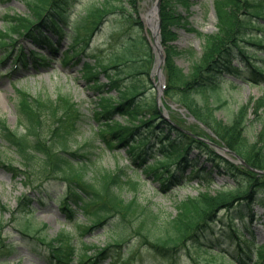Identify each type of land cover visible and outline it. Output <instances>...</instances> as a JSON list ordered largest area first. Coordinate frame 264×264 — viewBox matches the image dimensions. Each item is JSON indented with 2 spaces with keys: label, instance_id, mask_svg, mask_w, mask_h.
<instances>
[{
  "label": "trees",
  "instance_id": "16d2710c",
  "mask_svg": "<svg viewBox=\"0 0 264 264\" xmlns=\"http://www.w3.org/2000/svg\"><path fill=\"white\" fill-rule=\"evenodd\" d=\"M76 1L78 0H23L30 14L11 16V20H7L5 26L0 28V51H9V48L17 46V38L23 37L55 56L60 51L63 40L70 39L72 45L64 53L62 61L66 65L79 62L82 54L89 50L93 37L101 29L109 12L102 6L88 7L84 17L76 18L71 23L67 10ZM129 1L134 5L136 13L135 0ZM215 6L219 21L218 32L207 36L202 57L194 61L190 71L186 73L175 62V57L181 55V52L172 44L176 40L172 26L180 16L177 17L172 0H162L161 38L169 78L164 96L186 106L198 120L209 127L216 136L211 139L213 142L225 145L252 167L264 170V130L253 140L246 134L252 101L241 106L230 122L225 123L214 118L210 110H205L192 99L193 93L198 91L220 93V79L225 73L244 79L243 74L246 75V72L239 73L233 67V62L237 59L241 62V67L244 64L247 71H253V78L258 83L264 82V63L257 61L254 54L250 55L248 52L251 44L264 50V35L258 34V41H254L251 33L253 28L264 32V23L261 22L264 19V0L256 3L253 0H217ZM126 19L128 22L138 20H134L131 14ZM134 24L141 25L138 21ZM117 30L120 31L121 26ZM143 46L148 50L144 56L138 52ZM120 52L121 57L116 56L108 65L86 63L82 72L90 87L101 94L102 119L106 122L105 129L101 130V137L106 146L113 148L116 144L121 145L131 139V147L126 150L127 156L121 158H126L129 161L127 169H133L136 173V167L146 164L148 158L153 156L152 145L149 143L155 139L163 155L158 164L148 167L147 174H153L162 181L161 189L164 192L188 180L184 175L188 168L192 169L190 177L209 184L216 181L213 173L225 176L234 183L220 186L214 193L207 191L182 201L178 204L175 215L156 211L137 200H126L122 190L126 187L136 190V185L129 183L125 170L116 168L114 172L104 171L92 180L86 179L84 173L78 171L79 165L86 171L88 162L87 158L77 150H72L69 145L72 137L70 132L76 127L74 116L62 108V104L69 101L44 100L22 93L17 111L18 125L24 132L13 130L5 120L0 119V142L18 157L23 170L30 171L31 177L36 178L38 200L42 201L46 196V189L42 186L48 179L52 176L61 179L66 184V190L61 197L60 209L70 218H75V227L80 232L93 233L98 229L108 228L106 233L110 235V241L103 246H89L85 242L76 245L64 232L54 239L40 236L39 230L27 218L31 202L25 195L14 212L15 218H24L19 228L20 241L13 240L9 233H4L5 227L0 223V264L18 252L19 242L35 247L40 244L44 246L49 264H72L73 261L77 264H104L107 259L111 260L107 264H142L144 253L156 264H181V257L186 253L191 259L188 264H245L240 254H247L253 259L249 248L256 245L254 239L247 238L237 228L230 231L227 237L226 230L237 220L251 222L258 215L257 209L264 208V175L227 160L205 141L180 131L162 118L156 99L147 98L144 95L147 89L143 88L141 80L136 79L146 73V65L152 58L150 46L146 44L144 37H131ZM18 53L15 56L18 66H25L29 60L47 64V58L43 54L34 51L25 54L23 47H18ZM138 62L140 64L128 65ZM120 66L124 71L116 70ZM101 73L107 76V83L100 82ZM125 78L132 80L125 82ZM113 89L117 90L118 96L103 95L110 94ZM259 106H264V99L256 101L253 106L257 115ZM116 115L140 117L141 123L136 126H124L118 122L115 124ZM193 132L196 136L207 134L202 130V134ZM195 150L198 151L197 154L194 153ZM202 160L209 162L212 170L205 169ZM172 165L180 174L172 171ZM136 178L141 180L138 174ZM0 208L6 210L3 206ZM79 212L87 216L86 222L79 223ZM222 214L226 225L215 242H220V238L237 241V244L233 243L227 249L234 254V259L229 258L227 252H220L211 242L214 224ZM91 250L93 253L89 255ZM199 250L206 254V259L194 257L193 252ZM255 252L256 262L264 261V245Z\"/></svg>",
  "mask_w": 264,
  "mask_h": 264
},
{
  "label": "rangeland",
  "instance_id": "374dc122",
  "mask_svg": "<svg viewBox=\"0 0 264 264\" xmlns=\"http://www.w3.org/2000/svg\"><path fill=\"white\" fill-rule=\"evenodd\" d=\"M97 1V0H96ZM112 0L109 3L106 0H99L97 5H103L107 8L117 7L113 14L107 19V23L103 26L100 32L96 33L90 46V52L83 57L82 61L73 66L65 67L60 59L61 53L66 50L71 42L65 39L61 52L58 56H55L49 66L37 67L33 63L28 67H24L18 70L14 75H9L15 68L13 58L14 47L9 48L7 52H0V119L5 120L12 129H16L17 132L23 133V129L18 127V103L22 93H28L33 96L50 100H67L69 103L64 102L62 104L63 111H68L74 116L76 120V127L71 131L73 136L70 138V146L72 150H77L79 154L87 158L88 166L86 171L77 167L79 172H83L84 177L88 180H92L94 177H98L100 173L104 171L114 172L116 170L115 157L112 154V149L106 148L103 144L101 137L98 135V128L101 123L96 119L95 109L100 101L96 93L88 90L86 82L81 78L80 70L82 63L87 61L94 63L96 60L110 61L112 57L119 55L120 49L126 44V41L134 36H142L145 38L146 44H149L152 48V62H148L146 65V72L142 76L144 83L148 87H155L158 83V77L156 76L157 68V55L153 50L155 42L152 40L151 30L146 25V15L153 9L156 0H135L137 4V10L139 8L140 21L143 22V28L131 22H126V10L131 13L134 20L138 17L135 15L134 5L132 6L128 0ZM217 0H172L177 17L172 26L173 32L176 34L175 46L181 52V55L175 57V62L186 73L189 72L191 64L199 60L207 45V36L215 34L219 29V22L215 12V3ZM84 1L81 0L72 11L70 15L72 20L77 16L82 9ZM28 9L19 0H0V28H3L6 21L11 20L13 14H28ZM72 12V13H71ZM126 15V16H125ZM264 23V20H262ZM136 22V21H135ZM121 26V30L119 27ZM252 33L259 34L258 28L253 29ZM264 32H262V35ZM19 45L28 49H34L29 42L23 38L18 39ZM254 50L258 51L259 48L251 46L248 52L253 53ZM41 54H45L48 58L50 55L46 51H39ZM136 52V51H135ZM139 54L145 55L148 50L144 46L139 48ZM95 54L97 57L90 55ZM8 55L9 59L3 58ZM259 61L264 56V51L255 54ZM4 60V62H2ZM140 64V62L133 64L129 63V67ZM164 65V64H163ZM162 65V67H163ZM235 68L239 71H244L243 68H239V64H234ZM118 67V70L124 71ZM127 75V74H126ZM250 78V77H248ZM130 79V78H129ZM129 79H126L129 80ZM253 79V78H250ZM232 82V86L225 83L221 86V93L224 96L220 102H213L212 93L209 91L194 92L193 98L195 102H198L204 109H210L214 116L225 122H230L233 114H235L239 107L251 102L248 116L250 122L246 128V134L249 139L253 140L257 134L264 130V106L258 107V115L255 113L253 106L256 101L264 99V84H258L253 80H243L238 78L235 74H227L224 76V81ZM102 81L106 82L105 76H102ZM156 88V87H155ZM157 89V88H156ZM150 95L158 97V90L151 89ZM214 94V93H213ZM162 98V96H161ZM163 103V111L168 113V116L179 121L181 126L186 129L198 132L202 134L205 130L199 126L196 119L189 113L183 111L179 106H173L168 110L167 106H171L168 100L161 99ZM167 102V103H166ZM255 102V103H254ZM261 109V110H260ZM213 116V115H212ZM115 124L120 123L124 126L138 125L141 120L139 117L119 116L115 118ZM197 124L198 127L195 125ZM202 130V132H201ZM208 132V131H207ZM208 135V134H206ZM214 148L212 146H209ZM214 150H216L214 148ZM218 150V149H217ZM220 153L226 154L231 160L234 159L229 153L219 150ZM123 153V150L121 154ZM5 164H11L10 167L13 170L5 169L1 166ZM128 162L124 159H120L119 165L126 166ZM22 162L16 155L12 154L7 147H4L0 142V201L7 211H3L0 208V223L3 227H6V232H9V236L13 240L20 241V224L19 218H15L14 212L20 205L23 197L26 195L28 201L31 202V207L28 210V220L31 224L39 230V235L47 237V239L56 238L62 231L72 233L77 243L82 241L86 242L89 246L100 245L103 246L110 241V235L106 233L109 231L106 229H99L93 234H84L81 236L79 228L74 227L76 220H71L66 213L59 208L60 200L66 190L65 184L54 178L47 180L44 183L46 189V196L44 199L38 200V189L36 187V178L31 177V172L21 169ZM204 166L208 170H211V166L206 163ZM129 174L130 171H129ZM216 175V181L218 185H226L233 183L228 178ZM144 177L140 183V187L137 191H134L128 187L122 190L123 197L126 200H137L139 203L145 206H151L154 210H160L167 215H175L177 213V206L187 197H195L199 193L207 190L206 183L201 184L199 180L193 178V180L180 188H174L170 192H163L160 189V183L154 178ZM138 181V180H134ZM262 215H259L253 223H250V228H253L256 232V244L262 246L264 244V211L260 210ZM79 217V223L86 222L84 214H77ZM16 219V220H15ZM223 219V218H222ZM224 222H218L216 224V232H220ZM236 226V224H235ZM237 226H240L238 224ZM242 228L243 227H239ZM111 229V228H110ZM221 233L218 234L220 236ZM214 239V238H213ZM215 240V239H214ZM221 249H227L231 245L229 240H221ZM18 253L10 257L8 264H48L45 253L46 249L40 244V246L28 245L24 242H19ZM257 248V247H256ZM194 257L206 259L201 251H194ZM144 256L146 254L144 253ZM245 258V257H244ZM147 256L144 258L145 262L142 264H153L152 260ZM189 256L186 253L181 257V264L189 263ZM191 261V259H190ZM141 263V261H139ZM254 263V261H253Z\"/></svg>",
  "mask_w": 264,
  "mask_h": 264
},
{
  "label": "water",
  "instance_id": "95a60500",
  "mask_svg": "<svg viewBox=\"0 0 264 264\" xmlns=\"http://www.w3.org/2000/svg\"><path fill=\"white\" fill-rule=\"evenodd\" d=\"M158 50L159 51H161V49H160V47L158 46ZM160 60L161 61H163L164 60V57L162 56V54H160ZM232 154L240 161V162H242L243 164H246L244 161H243V159L240 157V156H238L236 153H234V152H232ZM253 169V168H252ZM254 171H256V172H259V173H262V174H264V171H261V170H257V169H253Z\"/></svg>",
  "mask_w": 264,
  "mask_h": 264
},
{
  "label": "bare ground",
  "instance_id": "6f19581e",
  "mask_svg": "<svg viewBox=\"0 0 264 264\" xmlns=\"http://www.w3.org/2000/svg\"><path fill=\"white\" fill-rule=\"evenodd\" d=\"M153 15H154V13H153ZM149 18H151V17H149Z\"/></svg>",
  "mask_w": 264,
  "mask_h": 264
}]
</instances>
